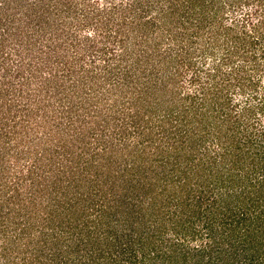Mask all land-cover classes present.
<instances>
[{"label": "rangeland", "instance_id": "374dc122", "mask_svg": "<svg viewBox=\"0 0 264 264\" xmlns=\"http://www.w3.org/2000/svg\"><path fill=\"white\" fill-rule=\"evenodd\" d=\"M121 1L0 0V264H37L64 250L86 258L89 248L75 246L72 237L63 245L51 239L54 233L59 238L61 232L73 233L77 219L75 229L82 225L93 236L110 234L109 246L122 227L129 241L133 237L129 243L140 242L143 233L172 242L173 229L166 221L159 223L162 213L155 208L180 222L182 203L189 202L195 208V231L184 242L197 264H262L260 220L248 218L264 215V185L259 193L256 181L264 176V166H258L264 148L248 151L246 159L243 154L236 166L229 154L232 143L224 158L215 156L224 152L215 148L219 122L205 121L206 115L188 104V95L207 87L206 70L218 60L197 52L191 62L187 53L175 57L174 48L192 46L182 47L179 39L174 44L168 33L146 37L147 61L138 60L143 50L119 55L122 48L101 20ZM106 2L112 6L107 12ZM227 9L225 24L231 18ZM128 46L127 52L132 51ZM228 56L231 64L239 54ZM253 77L262 96L264 75ZM250 92L229 90L231 112L253 100ZM251 110L250 118L244 112L240 120L228 122L236 125L240 144L260 143L264 110ZM246 147H238L236 154ZM256 193L255 206L248 196ZM212 199L215 224L209 233L205 208ZM227 209L228 229L220 221ZM66 220L73 227L65 229ZM248 224L247 238L229 246V235L241 237Z\"/></svg>", "mask_w": 264, "mask_h": 264}, {"label": "trees", "instance_id": "16d2710c", "mask_svg": "<svg viewBox=\"0 0 264 264\" xmlns=\"http://www.w3.org/2000/svg\"><path fill=\"white\" fill-rule=\"evenodd\" d=\"M110 7L112 6H108L106 2L103 8L105 9V12H107V9ZM113 7V12L110 15H107L106 18L102 19L101 23H104L105 26H107V31L110 32L109 37L113 38L114 41L119 44V47L122 48L119 55H125L127 53H129L128 55H131L133 52L137 53L140 50H143L141 54L139 52L138 60L143 58L147 61L151 58V54L147 53L145 45L143 46L144 42L147 43L146 41L148 39H146V37L154 33L160 36H164L165 33H168V36L174 41V44H176V41L179 39L182 47H184L185 44H189V47L192 46V48L183 50H175L174 48L173 51L175 57L182 59L184 53H187L188 55L194 54L195 56V52H197L198 56L201 58L207 59L208 56H211L212 59L213 56L214 59H217L218 61L220 60L219 63H217L218 61H214L212 63L213 66L206 70V80L208 82L206 85L207 87L204 85L200 86V93L197 96L188 95L189 106L194 108L195 112L203 113L204 116L206 115L205 121L211 120L210 122H219L215 148L221 150L224 149V152L220 154L216 153L215 156L219 155L220 158H224V156H226L225 153H227L225 152L227 149L226 146L231 147L228 145L232 143L233 151H230L229 154L233 157L231 159L232 164L236 166L238 160L241 159L243 154V158H248V154H245L248 151H255V149L264 148L263 128H261L259 132L261 136V138H259L260 143H254L255 140H251L252 142L246 140L240 144V139L235 135L236 128L234 126L236 125L228 123L240 120L239 118L244 112L246 115L244 118H250L252 115H247V112H249L251 108L264 110V86L262 87V96L257 94V88L259 86L257 82L258 79L256 80L253 77L259 73L264 75V0H125L119 2L117 5L114 4ZM227 8H230L231 10V18L228 23L225 24L223 23V18L228 14ZM236 9L239 12H236ZM130 36L134 39L132 40ZM192 38H195V40ZM127 44L130 46L132 45V51L127 52V48H129V46L127 47ZM193 44L195 45L193 46ZM238 54L239 56L236 57L237 59L234 58L231 61V64H229L228 60H231L232 58L228 55L234 56ZM169 57L172 56L169 55ZM192 57L193 55L190 56V62ZM180 59L178 61L182 62ZM116 65V67H118L120 65L119 62H117ZM227 68L229 69L227 70ZM194 78H198L196 74ZM23 84L25 86L28 83L26 82L25 84L24 82ZM234 87L242 92L249 90L253 91L250 92L251 99L253 100L248 101V103L241 106L240 110L234 111L233 113L228 105L229 98H227L226 95L229 90ZM252 112L254 111L251 110V113ZM203 115H201V117ZM224 117L227 119L224 120ZM223 124L226 125V128L224 129L222 128ZM235 142H238L240 145L237 146ZM238 147H246V150H244V152L238 150L240 153L236 154ZM229 154L227 155L229 156ZM252 159L253 157L250 160ZM212 160L214 162L217 159L213 156ZM258 162L259 168L264 166V157H260ZM235 173L236 174L231 173L233 178L237 176V172ZM247 175H250V172H246L245 176ZM238 179L239 177L234 180L235 183L238 182ZM256 181L259 183L257 191L261 193L260 190L263 189L264 185V176L258 178ZM252 189L253 188L251 187V190ZM136 192L138 193V190ZM136 195L138 194H135V196ZM256 195L257 193L255 196H248V199L255 200L253 204L255 206L257 205V200L259 198L258 195ZM139 196L140 195H138V197ZM204 196H206V193H204ZM244 196L246 195H243V198ZM130 197L133 198L134 196L131 195ZM131 198H129V201H131ZM262 201V204H264V197ZM120 202L127 204L126 200H121ZM181 202H185V200ZM214 202V199L210 200V204L205 208L208 218L205 225L206 228H208L209 233L211 232V229L213 231V225L215 224V219L213 220V211L215 210V207H213ZM190 205V202L185 204V206L182 203L180 214L183 218H181L180 222H178L177 219L174 220L170 217L171 215L164 216V213L159 206L155 208L156 214L162 213L161 217L156 218L159 220V223L163 222V225H165L166 223L164 222L166 221L173 229L174 236H171L173 240L172 242H167V240L161 237L162 235L158 233L156 235L153 233H143L145 236H143L144 239L140 242H137L136 244L129 243L132 241L133 237L131 236L132 239L129 241V236L126 233L127 231H125L126 228L122 227L121 232L119 234L116 233L114 236L115 242H112L109 246L108 242L110 234L105 235V233H102L100 235V233H98L93 236L90 227L86 224L85 225L89 227L87 230L82 225H80V228L75 229L78 227L79 219L75 222L76 225L74 227L69 223V220L63 221L65 222V229L68 228L67 226L73 227L71 230L73 233L68 232L69 230H67V234L61 232L60 238L57 234L54 235V233L52 234L51 239L56 237L58 245L59 243L63 245V242L69 244L71 237L74 240L77 238V241L74 242L73 240L71 243L75 246L82 245V247L86 245V249L89 248V250H87L84 255L87 253V257L84 258L83 256L82 258L80 255H77L75 258L69 250H64L65 247H57V245L56 247L58 250H64L61 253L55 252L56 255H59L58 257L46 261L42 260V263L37 261V264H197L192 255V250L185 246L184 242L185 236L187 235L192 239L195 231L191 221L192 216L195 215V208ZM246 211L248 210H245L244 212L241 211V215H245ZM167 213H169V211H167ZM174 213L175 211H173L172 214ZM162 216L164 220L161 221ZM229 217L230 213L229 209H227L225 217L223 213V218L220 220L221 223H224L223 227L225 228L226 226V229L230 227L228 226ZM243 217L244 216H241L240 218L243 219ZM258 217L259 216L253 213L248 219L249 222L260 220L261 232L263 231L262 238L264 239V215H262L261 219ZM238 219L236 221L232 220L235 221L232 223V227H237L239 222ZM124 221L127 222V219H124ZM126 222L121 223H124L125 225ZM127 223L130 224V222ZM248 226L249 224L246 228L242 229V233L239 235L241 237H237V235L231 237L229 235V246L233 247V244L236 245L237 243H242L244 241L242 238H247V231L245 229H247ZM83 231H86L87 233H83ZM53 232L55 231H52V233ZM206 235L207 237H211L208 233ZM181 239L182 241H180ZM116 243L120 244L118 249H116ZM258 244L264 245V241L258 240ZM46 246L47 250L50 251L52 249L49 248V243H47ZM164 248H166V251L164 256H162ZM166 253L169 254L167 255ZM51 254H53V252H51ZM35 261L36 259H34V262ZM200 263L201 262L199 261L198 264ZM252 263L253 262L247 264Z\"/></svg>", "mask_w": 264, "mask_h": 264}]
</instances>
